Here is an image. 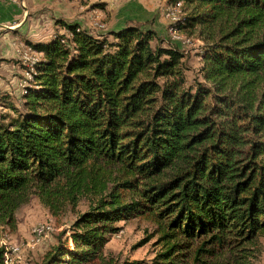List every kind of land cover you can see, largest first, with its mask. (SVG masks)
Segmentation results:
<instances>
[{"label":"trees","instance_id":"16d2710c","mask_svg":"<svg viewBox=\"0 0 264 264\" xmlns=\"http://www.w3.org/2000/svg\"><path fill=\"white\" fill-rule=\"evenodd\" d=\"M180 1L177 27L207 33L193 85L182 50L135 21L92 33L60 20L64 33L26 41L32 79L20 101L0 93V241L34 193L50 208L90 197L32 264L101 261L130 217L154 224L155 264L264 237V0Z\"/></svg>","mask_w":264,"mask_h":264},{"label":"rangeland","instance_id":"374dc122","mask_svg":"<svg viewBox=\"0 0 264 264\" xmlns=\"http://www.w3.org/2000/svg\"><path fill=\"white\" fill-rule=\"evenodd\" d=\"M34 1L35 0H26L29 10L32 9L31 5ZM58 1L67 6L66 11L62 12L59 17L71 22H80L79 24L81 26L98 33L106 31L113 24L115 25L116 22L121 21L122 18L129 16L125 7H123L124 9H117V0ZM167 1L168 0H147L149 10L143 11L142 19H134L133 21L141 24L144 28L147 27L145 26L147 24L153 25L160 34L163 33L166 35V42L171 45H177L180 50H182L186 85H193L196 81H202V61L200 54L205 44L207 33H199L200 27L180 29V34L184 37H188L190 43L180 44L171 41L166 30L167 21L163 17V8ZM16 2L22 4V2L18 0H16ZM68 7H70V9ZM93 9H98L100 11L99 17L96 18V13L92 11ZM57 15L58 14H56V16ZM45 19L46 18H43L42 20L43 24ZM125 20L126 18L123 19L122 22ZM96 21L103 23L104 27L102 29L98 28L95 24ZM88 22H91L89 26ZM56 30L58 31L56 33L59 34L64 32V28L61 26ZM29 36L32 39L38 38L35 32H30ZM15 37L23 39L24 31H9L6 36L0 35V44H10L9 54L4 55L7 56V58H0V93L6 92L10 94V98L14 102L20 101L21 99V84L26 78L25 71L28 68L27 65L29 62L28 59L22 56L23 51L18 55L21 58L16 56L15 51L18 41H16ZM154 44L155 42L152 41V45ZM14 52L16 57H10V54ZM26 56L30 58L33 55L26 54ZM37 56L39 55L37 54L34 57ZM0 112H7V109L5 107H0ZM89 202V196L76 195L73 201L64 200L60 203L58 202V204H54V206L50 208L45 199H42L38 193H34L26 204L17 209L16 225L14 229L4 232L0 244L5 246H18L19 249L16 252V256L12 255L15 259L13 264H32L34 261L39 260L44 252L56 242V237L61 230H66V235L69 234L71 224L79 214L83 213L88 208ZM42 223L51 225L52 231L39 241H31L32 228L36 224ZM114 224L118 229L109 236L104 244L103 259L101 261L97 260L93 264H125L126 262L132 261L137 262V264H155L157 259L156 256L160 252L161 247L156 241V235L151 236L154 230V224L152 222L144 217H130L126 220L116 221ZM143 240L145 241L138 245V243ZM28 242L29 245H27ZM67 242L69 247L72 248V240L69 238ZM199 242L200 241L195 244L193 243L192 247L185 252L186 257H182L181 259L183 261L178 260L176 262L180 264H233L235 261L241 260L242 264H264V237H259L254 243L237 247L235 243L224 242L221 245L215 244L213 254L201 253V259L195 261L193 259V248ZM244 252L246 258L239 259L240 254Z\"/></svg>","mask_w":264,"mask_h":264},{"label":"crops","instance_id":"0c3cea01","mask_svg":"<svg viewBox=\"0 0 264 264\" xmlns=\"http://www.w3.org/2000/svg\"><path fill=\"white\" fill-rule=\"evenodd\" d=\"M18 1L22 2V4L16 2V0H0V35L6 36V34L9 31H14V32L24 31L23 39L15 37L16 41H18L17 49L15 51L16 56L18 58H21L20 56H18L19 53L23 51L24 48H31L29 45L26 44V41H29L34 44L39 42L40 43L46 42L50 40L56 32H58L56 29L61 26L59 23H57L58 21L60 20H64L67 22H71V21L59 17V15H61L62 12L66 11L67 6L61 4L58 0H35L34 3L31 5L32 7L31 10L28 9L26 0H18ZM116 7L117 9L119 8L124 9L123 7H125L126 10L128 11L127 14L129 16L125 17L126 18L125 21L142 19L143 11L149 10L147 0H117ZM68 8L70 9V7ZM92 11L96 13L95 15L96 18L99 17L100 11L98 9H93ZM56 14L58 15L56 16ZM43 18H46L44 20V24L42 21ZM125 18L122 19L120 18L121 21L116 22L115 25L112 23L113 25L110 26L107 30H116L122 27L123 24L125 23V21L122 22V20ZM90 23L91 22H88V26L90 25ZM150 25L151 24H147L145 26L151 27L153 30H155L157 34L161 36V38H164V42H166V35H164L163 33H162L163 35L160 34V32L157 31V29L154 28L153 25L151 26ZM89 31L92 33H96L95 31H91V30ZM30 32H35V34L38 35L37 36L38 38L32 39L29 36ZM9 52H10L9 43L0 44V55H2L0 56V58L6 59L7 56L4 55L9 54ZM15 52L11 53L10 57H16Z\"/></svg>","mask_w":264,"mask_h":264},{"label":"built area","instance_id":"2783aa9c","mask_svg":"<svg viewBox=\"0 0 264 264\" xmlns=\"http://www.w3.org/2000/svg\"><path fill=\"white\" fill-rule=\"evenodd\" d=\"M183 8H182V2L180 0L176 1H167L165 3L163 8V17L167 21L166 30L168 37L171 41L177 42L180 44H188L190 43V39L188 37H184L180 34V29L177 27L179 23L182 22L183 19ZM96 26L98 28H103L104 24L101 22H95ZM26 54H32L30 58H27ZM39 55L37 57H34L35 55ZM24 58L28 59V68L25 71L26 78L24 79V82L21 84V93L24 92V86L28 80L32 79V74L34 72V64L38 61L40 57V53L34 51L31 48H24L23 49V55ZM52 231V226L49 224H36L32 228V235H31V241H39L40 239L46 237L50 232ZM29 245V242L27 243ZM18 246H5V253H4V263L5 264H13L14 258L12 255L16 256V252L18 251Z\"/></svg>","mask_w":264,"mask_h":264}]
</instances>
